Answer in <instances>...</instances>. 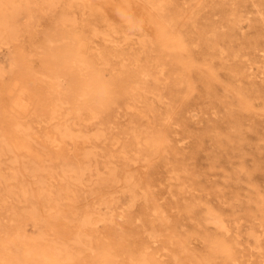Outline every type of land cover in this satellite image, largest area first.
<instances>
[{
	"label": "rangeland",
	"instance_id": "1",
	"mask_svg": "<svg viewBox=\"0 0 264 264\" xmlns=\"http://www.w3.org/2000/svg\"><path fill=\"white\" fill-rule=\"evenodd\" d=\"M0 4V264H264V0Z\"/></svg>",
	"mask_w": 264,
	"mask_h": 264
},
{
	"label": "bare ground",
	"instance_id": "2",
	"mask_svg": "<svg viewBox=\"0 0 264 264\" xmlns=\"http://www.w3.org/2000/svg\"><path fill=\"white\" fill-rule=\"evenodd\" d=\"M47 3V2H46ZM0 5H3V4H0ZM5 9V8H4ZM1 10V9H0ZM16 10V9H15ZM4 11V10H3ZM2 13V12H1ZM0 13V14H1ZM3 14V13H2ZM5 14V13H4ZM13 19V18H12ZM5 20H6V18H5V16H3V15H0V23H2V24H4L5 23ZM10 21V20H9ZM4 30H5V28H3ZM3 30V31H4ZM7 33V32H6ZM13 33V32H12ZM2 36V34L0 35V37ZM3 38V37H2ZM9 39V38H8ZM50 44V43H49ZM56 59V58H55ZM55 69V68H54ZM46 70V69H45ZM51 72V71H50ZM150 72V71H149ZM55 74V73H54ZM53 83V82H52ZM56 85V84H55ZM58 89V88H57ZM61 90V89H60ZM56 96V95H55ZM65 97V96H64ZM55 100V99H54ZM55 106H56V104H54V109H53V112H55L56 111V108H55ZM3 120V119H2ZM15 120V119H14ZM10 122V121H9ZM84 122V121H83ZM15 124V123H14ZM13 127V126H12ZM144 127H145V125H144ZM16 129V128H15ZM70 129V128H69ZM21 130H23V129H21V128H17L16 129V133H18V131H21ZM134 131V130H133ZM8 132V131H7ZM15 133V132H14ZM35 133V132H34ZM151 133H152V131H151ZM70 134V132L69 131H67L66 133H64V135H69ZM163 134V133H162ZM17 135V138L19 137V135L18 134H16ZM4 136V135H3ZM10 137V136H9ZM32 137V136H31ZM11 138V137H10ZM137 138H139V137H137ZM151 138H152V135H151ZM15 139V138H14ZM24 141V140H23ZM151 141V140H150ZM4 142V141H3ZM153 142V141H152ZM19 143V142H18ZM154 143V142H153ZM157 143V142H156ZM5 145V144H4ZM11 145V144H10ZM9 145V146H10ZM18 146V145H17ZM16 146V147H17ZM13 151V150H12ZM125 153H127V152H125ZM95 155V154H94ZM78 163V162H77ZM114 165V164H113ZM79 167V166H78ZM80 169V168H79ZM81 170V169H80ZM111 170V169H110ZM102 171V170H101ZM96 172V171H95ZM80 173V172H79ZM69 174V173H68ZM113 174V173H112ZM99 175V174H98ZM111 175V174H110ZM114 176V175H113ZM73 179H75V178H73ZM90 179V178H89ZM110 179V178H109ZM119 179V178H118ZM81 180V177H79L78 179H77V181L76 182H79ZM103 180V179H102ZM97 181V180H96ZM125 181H127V180H125ZM80 184V183H79ZM75 186V185H74ZM67 187H70L69 185H67ZM69 189V188H68ZM67 189V190H68ZM76 189V188H75ZM41 191V190H40ZM47 191L50 193L51 192V190L49 189V188H47ZM46 193V192H45ZM41 194V193H40ZM49 196H47V198H48ZM51 197V196H50ZM26 201V200H25ZM108 205V204H107ZM130 205V204H129ZM87 208V207H86ZM101 208V207H100ZM101 210H102V208H101ZM106 210V209H105ZM103 213V212H102ZM104 215V214H103ZM32 227V226H31ZM17 239V238H16ZM15 243V242H14ZM7 246V245H6ZM11 246V245H10ZM12 247V246H11ZM18 247H19V245H18ZM9 248V247H8ZM12 249V248H11ZM21 249H23L22 247H21ZM16 251H18V250H16ZM11 252V251H10ZM25 253V252H24ZM27 253V252H26ZM25 253V254H26ZM65 254V253H64ZM15 255V254H14ZM27 255V254H26ZM38 258V257H37ZM142 259V258H141ZM65 261V260H64ZM143 262H144V260H143Z\"/></svg>",
	"mask_w": 264,
	"mask_h": 264
}]
</instances>
